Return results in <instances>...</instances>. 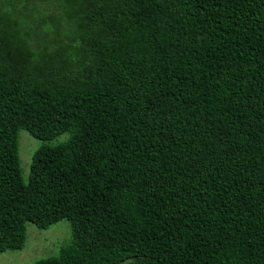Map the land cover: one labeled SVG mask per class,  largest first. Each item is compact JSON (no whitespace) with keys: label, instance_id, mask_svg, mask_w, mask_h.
I'll return each mask as SVG.
<instances>
[{"label":"trees","instance_id":"trees-1","mask_svg":"<svg viewBox=\"0 0 264 264\" xmlns=\"http://www.w3.org/2000/svg\"><path fill=\"white\" fill-rule=\"evenodd\" d=\"M62 218L33 264H264V0H0V253Z\"/></svg>","mask_w":264,"mask_h":264},{"label":"rangeland","instance_id":"rangeland-1","mask_svg":"<svg viewBox=\"0 0 264 264\" xmlns=\"http://www.w3.org/2000/svg\"><path fill=\"white\" fill-rule=\"evenodd\" d=\"M68 133L42 140L32 136L27 130L18 133V155L22 177L26 181L30 172L33 152L43 143L54 144L65 140ZM72 238V226L68 219L62 218L46 228H39L26 221V241L20 249H7L0 253V264H33L35 261L59 253L60 247Z\"/></svg>","mask_w":264,"mask_h":264}]
</instances>
